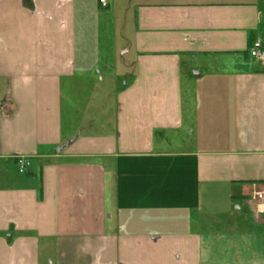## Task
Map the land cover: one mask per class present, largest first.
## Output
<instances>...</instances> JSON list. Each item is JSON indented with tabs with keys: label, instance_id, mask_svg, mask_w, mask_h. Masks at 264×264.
Segmentation results:
<instances>
[{
	"label": "crops",
	"instance_id": "1",
	"mask_svg": "<svg viewBox=\"0 0 264 264\" xmlns=\"http://www.w3.org/2000/svg\"><path fill=\"white\" fill-rule=\"evenodd\" d=\"M107 1L0 0V264H264V0Z\"/></svg>",
	"mask_w": 264,
	"mask_h": 264
},
{
	"label": "built area",
	"instance_id": "2",
	"mask_svg": "<svg viewBox=\"0 0 264 264\" xmlns=\"http://www.w3.org/2000/svg\"><path fill=\"white\" fill-rule=\"evenodd\" d=\"M100 4L106 8L107 0H99ZM249 54L262 68H264V45L260 41H255L249 47ZM16 165L19 173L26 174L31 168V160L27 157L20 156L16 158ZM253 200L256 202L257 211L260 214L264 213V185L261 189L256 190L253 194Z\"/></svg>",
	"mask_w": 264,
	"mask_h": 264
}]
</instances>
